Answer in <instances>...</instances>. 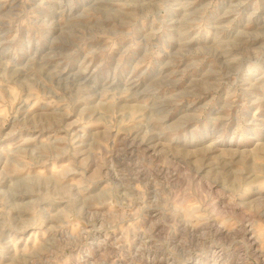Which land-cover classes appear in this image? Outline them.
<instances>
[{
  "label": "rangeland",
  "instance_id": "374dc122",
  "mask_svg": "<svg viewBox=\"0 0 264 264\" xmlns=\"http://www.w3.org/2000/svg\"><path fill=\"white\" fill-rule=\"evenodd\" d=\"M0 264H264V0H0Z\"/></svg>",
  "mask_w": 264,
  "mask_h": 264
}]
</instances>
